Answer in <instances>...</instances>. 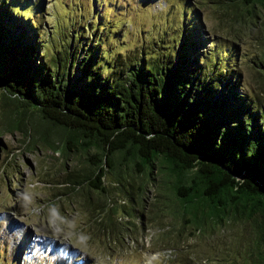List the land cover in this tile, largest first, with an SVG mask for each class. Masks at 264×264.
<instances>
[{"label":"trees","instance_id":"obj_1","mask_svg":"<svg viewBox=\"0 0 264 264\" xmlns=\"http://www.w3.org/2000/svg\"><path fill=\"white\" fill-rule=\"evenodd\" d=\"M5 4L0 8V109L6 110L8 128L19 130L30 145L86 154L87 169L70 173L65 189L93 190L105 198L110 176L119 191L138 186L142 201L152 187L158 210L185 220L195 232L232 224L244 229L245 256L239 264H264V111L245 103L237 72L228 71L233 67L214 60L209 70L195 68L207 63L206 55L191 60L186 52L191 40L182 37L175 60L169 51L164 65L157 57L142 58L109 72L108 63L103 66L96 57L100 43L90 40V50L74 62L71 75L70 43L77 33L57 47L48 42L39 47L37 35L31 36L35 26L15 30L18 16H12L8 0ZM218 4L242 9L236 17L242 27L254 18L255 5L264 8V0ZM40 48L47 57L36 63ZM66 56L65 69L60 65ZM7 60L13 63L7 66ZM33 116L63 137L52 139L47 129L32 124ZM121 208L129 216L136 212ZM109 210L98 220L104 228L115 224L110 216L115 207L110 204Z\"/></svg>","mask_w":264,"mask_h":264},{"label":"rangeland","instance_id":"obj_2","mask_svg":"<svg viewBox=\"0 0 264 264\" xmlns=\"http://www.w3.org/2000/svg\"><path fill=\"white\" fill-rule=\"evenodd\" d=\"M6 1L0 0V8ZM8 1L12 16H18L15 30L22 31L24 27L20 25L32 23L35 28L31 36L37 35L39 47L43 42L52 46L65 44L72 32L77 33L74 43H70L73 51L69 53L74 57L71 67L67 56L60 65L69 67L71 75L76 67L74 62L90 50V40V44L95 40L100 43L96 57L103 66L107 62L109 72H119L142 58L157 57L162 65L166 58L175 60L177 49L183 47H179L178 41L183 37L186 43L193 41L186 48V52L192 53L191 60L206 55L207 63L195 68L209 70L214 60H219L221 67H233L228 71L237 72L235 81L247 99L245 103H252V111L256 109L254 105L264 111V8L258 4L254 20L242 27L236 20L242 9H224L218 0ZM243 16L245 19L247 13ZM26 17L28 20H24ZM169 51L173 53L170 57ZM43 53L45 50L40 48L36 63L47 57ZM12 63L6 61L7 66ZM30 121L27 118L26 125ZM32 121L39 129H47L54 140L64 135L59 129L38 124L36 116ZM27 139L19 130L8 128L6 110L0 109V264L243 261L244 229H235L237 225H227L212 233L195 232L185 220L158 210L152 187H147L140 201L138 186L119 191L110 176L105 178L109 188L105 198L93 190L79 189L81 192L73 193L65 189V178L73 171L87 169L86 154L79 150L61 154L43 143L30 145ZM133 178L138 180L136 175ZM110 204L115 207L110 212L115 224L104 228L98 220L110 211ZM122 206L127 211L134 207L136 212L129 216L121 211Z\"/></svg>","mask_w":264,"mask_h":264}]
</instances>
